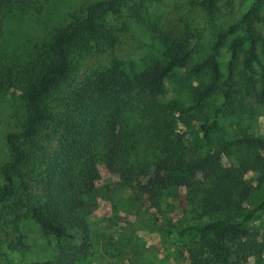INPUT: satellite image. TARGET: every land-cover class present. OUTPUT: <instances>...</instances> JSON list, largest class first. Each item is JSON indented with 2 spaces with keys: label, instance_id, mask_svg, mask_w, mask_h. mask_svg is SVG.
Returning <instances> with one entry per match:
<instances>
[{
  "label": "trees",
  "instance_id": "16d2710c",
  "mask_svg": "<svg viewBox=\"0 0 264 264\" xmlns=\"http://www.w3.org/2000/svg\"><path fill=\"white\" fill-rule=\"evenodd\" d=\"M28 1L0 0V38L5 19L25 10ZM124 1H93L82 16L74 15L48 39L30 43L28 50L0 54V85L18 89L24 107L19 131L6 136L10 158L0 165V228L9 222L19 231V223L29 216L44 235L57 239L87 233L83 213L94 204L102 164L119 174L122 185L155 204L173 185L203 191L201 209L215 215L178 230L194 248L192 259L200 260L206 253L212 262L228 264L243 252L264 254V230L248 227L257 211L264 210V195L251 208L237 210L235 201L233 209L225 185L235 168L222 161L235 145L264 150V137L243 135L214 143L222 107L233 100V59L243 48L246 69L252 71L254 63L261 68L259 79L249 76L246 94L264 100V64L252 26L263 20L264 0H253L238 20L217 30L208 51L195 61L194 40L172 37L159 41L139 60L111 53L106 65H88L87 59L114 47L111 17H121ZM218 2L189 0L208 17ZM121 22L127 30L126 22ZM225 45L230 60L223 101L193 125L190 111L220 90L217 56ZM170 83L176 85L168 98ZM178 120L190 128V135L204 141L207 151L202 157H186L188 146L176 127ZM250 166H260L264 172V157L256 156ZM23 237L17 235V242L23 243ZM86 250L84 245H59L53 259L22 264H81Z\"/></svg>",
  "mask_w": 264,
  "mask_h": 264
},
{
  "label": "rangeland",
  "instance_id": "374dc122",
  "mask_svg": "<svg viewBox=\"0 0 264 264\" xmlns=\"http://www.w3.org/2000/svg\"><path fill=\"white\" fill-rule=\"evenodd\" d=\"M93 1L96 0H29L25 10L5 19L0 54L28 50L30 43L48 39L74 15L82 16L85 6ZM252 1L219 0L214 14L208 17L203 8L190 5L189 0H125L121 17H111L116 37L114 47L85 62L88 65H106L111 53L120 59L139 60L156 49L159 41L164 43L172 37L190 38V42L194 40L192 58L195 61L208 51L214 33L238 20ZM261 15L263 20L253 21L252 26L258 35V54L264 64V6ZM122 20L126 22L127 30L123 29ZM244 57L245 48L233 59V100L228 107H222L220 129L214 135L216 145L243 135L264 137V100L257 101L245 90L250 84V75L253 79L260 78L261 68L254 63L253 70L248 71ZM217 60L221 70L220 90L190 111L193 125L209 117L223 101L230 60L227 45L220 49ZM175 85H167L168 98L173 96L172 87ZM23 114L20 91L0 85V165L11 155L6 136L19 131ZM178 123L176 127L184 134L188 146L186 157H202L207 151L204 141L198 135H190L187 125ZM135 125L137 123H132L133 127ZM259 155L264 157V150L245 144L235 145L222 155L223 163L235 168L232 180L225 185L233 199V209L235 201L237 210L251 208L264 195V172L260 166H250V162ZM139 156L144 161V153ZM129 159L133 162L134 156ZM99 172L94 204L83 213L89 227L87 233L78 232L74 239H57L54 235H44L29 216L21 220L19 231L8 222L0 228V264L50 260L57 254L59 245L87 246L86 253L80 258L81 264H220L212 262L206 253L200 255V260L192 259L194 248L178 234L182 225L207 221L215 215L202 211V190L173 185L160 195L155 204L145 195L122 185L124 180L118 173L102 164ZM200 177L198 172L197 178ZM7 216L8 219L13 218ZM248 227L263 232L264 210L257 211ZM20 233L24 235L23 243L17 242L16 237ZM228 264H264V254L243 252Z\"/></svg>",
  "mask_w": 264,
  "mask_h": 264
}]
</instances>
